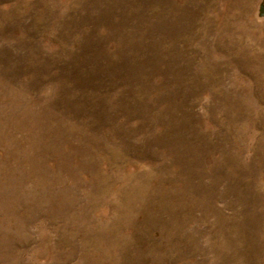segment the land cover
<instances>
[{
    "label": "rangeland",
    "instance_id": "374dc122",
    "mask_svg": "<svg viewBox=\"0 0 264 264\" xmlns=\"http://www.w3.org/2000/svg\"><path fill=\"white\" fill-rule=\"evenodd\" d=\"M0 264H264V0H0Z\"/></svg>",
    "mask_w": 264,
    "mask_h": 264
}]
</instances>
